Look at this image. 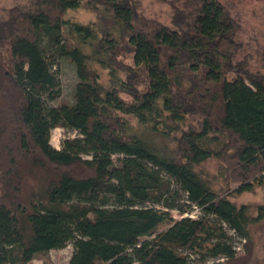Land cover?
Returning <instances> with one entry per match:
<instances>
[{"label":"trees","instance_id":"trees-1","mask_svg":"<svg viewBox=\"0 0 264 264\" xmlns=\"http://www.w3.org/2000/svg\"><path fill=\"white\" fill-rule=\"evenodd\" d=\"M82 7L94 22L66 18ZM178 7L172 29L132 0L0 6V264L69 243L68 264H204L251 240L264 203L253 215L233 198L264 184V73L234 62L219 0ZM60 60L75 69L73 103L47 106ZM55 128L77 136L56 149Z\"/></svg>","mask_w":264,"mask_h":264},{"label":"rangeland","instance_id":"rangeland-1","mask_svg":"<svg viewBox=\"0 0 264 264\" xmlns=\"http://www.w3.org/2000/svg\"><path fill=\"white\" fill-rule=\"evenodd\" d=\"M13 0H0V6H8ZM180 0H132L138 11L145 17L155 19L172 29H178L179 24L184 22V14L178 7ZM226 8L231 18L234 20L237 30L235 42L237 51L234 62L243 64L244 68L252 75L264 73V0H219ZM68 20L88 24L96 20V15L82 7L78 10L69 11L66 14ZM56 73L59 82L60 96L53 102H46L47 106H56L61 102L73 103V89L77 83L74 66L67 60H60L52 69ZM105 78V73L101 71ZM77 133L62 128H55L50 134V144L56 148H61V143L65 139H73ZM218 163L208 162L203 166V173L214 176L217 173ZM222 182V181H221ZM234 183L231 184L233 186ZM173 192L178 193L179 204L185 203V195L179 191L175 184L171 185ZM238 204L244 203L250 206L251 213L256 214V209L264 203V184L256 187L250 193H243L233 198ZM174 219H179L181 215L173 210L170 212ZM183 216L196 218L198 212L192 210ZM229 235L232 232L224 227ZM251 240L244 242L241 239L233 238L235 257L211 259L204 264H264V220L253 224L250 228ZM73 253V244L69 243L62 250H51L48 253H41L34 256L32 264H68ZM194 264H203L197 263Z\"/></svg>","mask_w":264,"mask_h":264}]
</instances>
